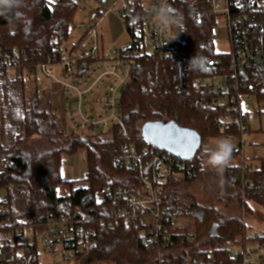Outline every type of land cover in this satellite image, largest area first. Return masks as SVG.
Masks as SVG:
<instances>
[{
    "label": "built area",
    "instance_id": "built-area-1",
    "mask_svg": "<svg viewBox=\"0 0 264 264\" xmlns=\"http://www.w3.org/2000/svg\"><path fill=\"white\" fill-rule=\"evenodd\" d=\"M122 1V9L106 14L113 13L122 19L128 45L105 49L98 33L105 16L99 10L91 11V29L77 43L69 42L62 33L51 34L52 49L36 67L25 51L0 46V90L22 79L36 83V96L46 97L44 101L50 104L52 112L57 107L56 95H60L64 116L61 120L69 124L67 129L85 136L100 134L117 144L115 165L134 174L131 190L101 186L91 196L108 204L117 220L126 226H139L142 234L164 245L172 229L179 226L182 213L173 205L174 195L167 194L169 179L181 173L192 174L199 168L213 170L203 155L205 146L224 137L232 140L234 151L226 168L233 173L235 190L243 200L250 176L263 159L260 148L247 139L252 120L245 105L259 103L258 95L264 92V0H192L204 6L202 16L217 17L211 32L215 40L218 24L224 23L230 52L225 53L229 57L228 72L199 78L195 85L214 96V108L221 111L214 120L226 132L206 141L201 139L195 155L189 159L145 142V122L134 123L136 117L126 110L124 102L141 57L149 54L174 57L185 45L187 25L179 3L189 0H167L176 9L180 23L165 30H157L152 16V8L162 0H151L142 22L134 25L132 33L124 18L133 14L138 0ZM146 36L152 47L149 52ZM39 74L47 81L46 85L38 83ZM167 119L157 122H170ZM10 130L0 102V173L8 166L3 153L9 145ZM14 130L22 131L20 127ZM5 195H0V200ZM90 222L89 218L78 221L50 212L15 220L0 201V264H80L85 253L97 244L95 234L84 225ZM260 236L256 235L245 249L234 252L238 264H264V241ZM156 264L170 261L160 254Z\"/></svg>",
    "mask_w": 264,
    "mask_h": 264
},
{
    "label": "trees",
    "instance_id": "trees-1",
    "mask_svg": "<svg viewBox=\"0 0 264 264\" xmlns=\"http://www.w3.org/2000/svg\"><path fill=\"white\" fill-rule=\"evenodd\" d=\"M27 3L24 19L10 23L0 17V46L25 51L36 67L52 49L51 34L62 33L69 38L80 4L79 0H27ZM179 9L187 25L185 45L174 57L158 54L141 57L124 102L126 110L136 117L134 123L168 118L170 123L195 131L206 141L211 136L223 135L226 129L214 120L221 114L220 109L214 108V96L195 85L199 78L228 72L229 57L215 51L211 32L217 24L216 16H202L205 8L199 1L181 2ZM146 12L138 0L133 14L124 18L129 33L142 22ZM29 83L33 82L22 79L0 90L2 115L11 129L9 145L3 153L8 166L0 173V195L2 190L6 195L0 201L8 207L13 219L50 212L78 221L92 220L84 225L95 234L97 244L85 253L80 264H156L160 254L170 264H238L230 247L245 249L251 241L246 224L214 205L200 204L192 194L181 193V187L205 174L223 176L232 187L227 201L237 197L250 214L253 211L249 203L264 207V158L250 176L244 201L235 190L233 173L228 168L222 171L199 168L192 174L181 173L169 179L167 194L174 195L173 205L182 211L179 220L187 218L189 223L174 227L164 245L155 243L148 234H142L139 226H126L115 218L108 204L91 196L101 186L131 190L134 174L115 165L117 144L100 134L85 136L67 129L50 104H44L31 91ZM258 102L264 104V92L258 95ZM15 127L22 131L17 132ZM38 135L45 143L44 150L33 142ZM29 148L32 150L28 151ZM81 149L87 155L88 173L84 181L89 185L74 189L75 184L70 182L69 195L60 196L58 190L65 184L61 170L63 155ZM260 237L264 241V235Z\"/></svg>",
    "mask_w": 264,
    "mask_h": 264
},
{
    "label": "rangeland",
    "instance_id": "rangeland-1",
    "mask_svg": "<svg viewBox=\"0 0 264 264\" xmlns=\"http://www.w3.org/2000/svg\"><path fill=\"white\" fill-rule=\"evenodd\" d=\"M150 1L151 0H142L143 7L147 8ZM79 4L80 8L77 12L78 14L76 16L75 25L69 33V42L77 43V40L91 29V23L89 20L91 11L99 10L105 16L101 24L98 26V33L99 36H101V41H103L105 49L112 46L114 48H120V46L128 45L129 40L122 19H118L113 13L106 14V11L109 10L117 11L122 9L124 5L122 0H79ZM225 28L226 26L224 23L218 24L217 39L215 40V51H217V53L230 52V43L227 40ZM146 39L147 51L149 52L152 50V47L147 36ZM38 83L46 85L47 81L40 77L39 74ZM29 86L31 91H33L36 88V83H29ZM59 97L60 95H56L57 107L53 113L61 118L63 113L61 111V99ZM45 99L46 97H44L43 100ZM46 103L48 102L44 101V104ZM245 108L248 110L252 120L251 132L247 135V139L250 143H255L257 148H260L262 157L264 158V104L252 102L246 104ZM64 126L69 128L67 122ZM70 130L74 131L73 129ZM33 142L39 149L44 150L46 148L43 147L45 143L41 140L39 135L33 138ZM47 149H49V147H47ZM31 150L32 148L28 149V151ZM86 156L85 149H81L72 155H63L61 170L62 180H64L65 184L58 190L60 196L69 195L72 190L69 184L70 182L75 184L74 189H80L89 185L84 181L88 173ZM231 188L232 187L227 184V181L223 176L217 175L215 177L211 174L209 176L205 174L194 183L183 184L181 187V193L187 195L192 194L194 199L200 204L207 206L214 205L224 214L226 213L229 216L237 217L239 219L241 218L246 224V234L251 241L256 235H264V207L251 202L249 205L253 212L249 214L246 207L238 202L239 200L237 197L228 202L227 198L231 193ZM5 193V190H2L1 195H4ZM187 223H189L187 218L179 220V225ZM230 249L234 252H240L242 248L231 246Z\"/></svg>",
    "mask_w": 264,
    "mask_h": 264
},
{
    "label": "clouds",
    "instance_id": "clouds-1",
    "mask_svg": "<svg viewBox=\"0 0 264 264\" xmlns=\"http://www.w3.org/2000/svg\"><path fill=\"white\" fill-rule=\"evenodd\" d=\"M28 8L27 0H0V17H5L9 22L24 19V10ZM152 16L157 30H165L179 25L178 13L167 0L152 8ZM234 144L228 137L217 139L214 145L205 146L203 155L207 163L217 171H222L230 166Z\"/></svg>",
    "mask_w": 264,
    "mask_h": 264
},
{
    "label": "water",
    "instance_id": "water-1",
    "mask_svg": "<svg viewBox=\"0 0 264 264\" xmlns=\"http://www.w3.org/2000/svg\"><path fill=\"white\" fill-rule=\"evenodd\" d=\"M143 137L161 150L173 152L184 159L195 155L201 140L195 131L179 128L170 122L145 123Z\"/></svg>",
    "mask_w": 264,
    "mask_h": 264
},
{
    "label": "crops",
    "instance_id": "crops-1",
    "mask_svg": "<svg viewBox=\"0 0 264 264\" xmlns=\"http://www.w3.org/2000/svg\"><path fill=\"white\" fill-rule=\"evenodd\" d=\"M52 109V108H51Z\"/></svg>",
    "mask_w": 264,
    "mask_h": 264
}]
</instances>
